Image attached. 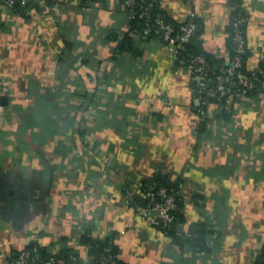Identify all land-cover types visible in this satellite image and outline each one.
<instances>
[{
  "label": "crops",
  "instance_id": "1",
  "mask_svg": "<svg viewBox=\"0 0 264 264\" xmlns=\"http://www.w3.org/2000/svg\"><path fill=\"white\" fill-rule=\"evenodd\" d=\"M238 1L251 70L264 64V0ZM36 2L29 16L0 6V264L32 244L93 264L86 236L113 242L121 264L257 262L264 84L203 117L183 60L132 30L122 0ZM232 5L161 0L176 24L194 17L204 51L224 61ZM157 173L181 182L178 231H204L205 249L125 203L126 182Z\"/></svg>",
  "mask_w": 264,
  "mask_h": 264
},
{
  "label": "built area",
  "instance_id": "2",
  "mask_svg": "<svg viewBox=\"0 0 264 264\" xmlns=\"http://www.w3.org/2000/svg\"><path fill=\"white\" fill-rule=\"evenodd\" d=\"M19 3L26 7L25 13L14 11L15 4ZM30 0H0V6L5 7L11 13L17 15H29ZM160 0H122L123 7L129 18H140L144 22L141 33L148 36L160 37L168 49L177 58H182L191 82V91L196 104V110L203 116L208 117L211 105L214 102H222L230 105L235 95H248L256 82L264 84V64L254 69L244 68V55L247 52V41L240 26L247 21L242 14L232 18L234 34L232 36L235 54L219 71L209 64L202 54L185 57L183 51L191 41L197 30L194 17L181 23L177 28L160 14H155ZM1 22V21H0ZM4 106L0 105L3 113ZM177 192L165 186L156 188L154 185L144 186L141 181H128L124 184L125 203L139 217L148 219L153 225L160 227L165 233L171 229L175 220L178 206L176 204ZM139 199L143 201L140 203ZM74 250V248H71ZM75 251V250H74ZM77 252V250H76ZM49 257L33 254L30 249H23L17 259L8 261L6 264H64L62 252L52 253ZM76 259V256H73ZM81 259V258H80ZM82 260V259H81ZM93 264H116L111 255L94 260ZM253 264H258L254 262ZM264 264V263H263Z\"/></svg>",
  "mask_w": 264,
  "mask_h": 264
},
{
  "label": "trees",
  "instance_id": "3",
  "mask_svg": "<svg viewBox=\"0 0 264 264\" xmlns=\"http://www.w3.org/2000/svg\"><path fill=\"white\" fill-rule=\"evenodd\" d=\"M36 0H30L29 2V6L30 8L33 7V5H36ZM232 7H233V11H232V18L234 16H238L240 14H242L243 16L247 17V13L242 9L240 3L238 0H232ZM26 7L19 4L18 2L15 4V9L14 11H16L17 13H25L26 12ZM155 14L157 13H160L162 14L166 20L170 21L175 27H179L181 24H176L175 22H173L171 19H169L162 7H161V0H160V3H159V7L155 9ZM26 16V15H25ZM29 16V15H27ZM128 17V16H127ZM231 18V22H230V25H229V46H230V55H229V59L228 60H220V59H215L213 58L212 55L208 54L206 51H204V49L202 48L201 46V43H200V39H198V34H199V25L197 23V30L194 34V36L192 37L191 41L186 45V48L185 50L183 51V54L185 57H188L189 55H196V54H202L206 57L207 61L209 62V64H211L215 70L219 71V69L222 67V66H225L227 64V62L229 60H231L235 54V46H234V43H233V39H232V36L234 34V25H233V20ZM128 20L131 24V29L132 30H137L141 33L142 29H143V26H144V22L142 19L140 18H129L128 17ZM196 21V19H194ZM246 25H247V21L246 23L242 24L240 26V29L242 30L243 34H244V37L246 39ZM142 34V33H141ZM143 35V34H142ZM146 37V36H145ZM149 38L153 37V36H148ZM155 37V36H154ZM112 38L115 39V36H112ZM158 38H160L158 36ZM129 39L126 37L124 40H122L119 44H118V50H121L123 48H125V46L129 44ZM247 41V39H246ZM247 55H248V49H247V52L246 54L244 55V60H245V65H244V68L247 70L246 68V58H247ZM179 59L182 60V58L179 57ZM261 83L260 82H256V85L255 87L249 91L248 95L254 93L258 86L260 85ZM214 103H220L222 104V102H214ZM195 105V109H197L196 107V104ZM86 109V108H85ZM84 110V109H83ZM141 182L143 183L144 186H150V185H154L156 188L160 187V186H165V187H168L170 189H175L177 192H180L179 191V187H180V184L181 182H179V180H168L165 175L163 174H160V173H157L155 174L154 176L150 177V178H146V179H142ZM140 203H143V201L141 199H139ZM176 204L178 206V210H177V219L175 220L174 224L172 225L171 229L168 231L167 234H170V235H173L175 237H177L179 240H182V241H185L187 242L188 244H191L192 246L194 247H198L200 249H205L206 248V243H205V240H204V234L205 232L202 231V230H197V231H191L189 232L188 234L186 233H180L178 231L179 229V226L180 224L183 222V207H182V203H181V200H180V193H178L177 195V199H176ZM87 238H85L86 242H88L90 244V254L94 256V258L96 260H99L101 259L102 257H107L109 255H111L112 257H114L115 261H116V264H121L120 260L118 259L117 257V247L114 245L113 242L109 241L108 239H104V240H99V239H95L91 236H86ZM26 249H30L32 251L33 254H40L42 257H49L51 254L49 253V251L39 247L38 245H31L29 246L28 248ZM22 251V250H21ZM20 251V252H21ZM19 252V253H20ZM18 253V255H19ZM18 255L12 259H10L9 261L11 260H15L17 259ZM62 255H63V258L65 260V262L67 264H80L82 262V260L80 259V256L78 254V252L74 251L73 249L71 248H66L62 251ZM73 256H76V259L73 258ZM258 264H263L264 263V249H263V253L262 255L259 256L258 258V261H257ZM35 264V263H34ZM37 264V263H36Z\"/></svg>",
  "mask_w": 264,
  "mask_h": 264
}]
</instances>
